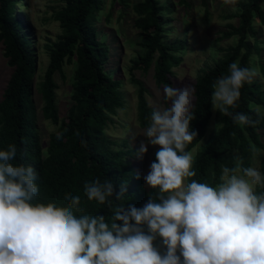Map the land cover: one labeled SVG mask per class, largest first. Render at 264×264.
Masks as SVG:
<instances>
[{
  "label": "trees",
  "instance_id": "obj_1",
  "mask_svg": "<svg viewBox=\"0 0 264 264\" xmlns=\"http://www.w3.org/2000/svg\"><path fill=\"white\" fill-rule=\"evenodd\" d=\"M59 1L62 5L52 12L51 18L58 23L61 33L54 41L44 44L47 62L40 80L33 83L35 56L29 48V27L20 15L13 13L17 0H0V43L6 64L11 68L0 98V150L15 144L17 156L12 163L30 165L37 171L35 183L39 191L33 204L68 206L64 196L71 194L81 198L80 207L84 209L83 213H75L74 210V214H99L110 219L112 210L108 206L87 200L83 191L86 181L99 178L103 182L108 179L113 183L115 192H119L121 184L126 182L124 199L117 201L115 195L112 197L114 206L123 204L125 208L130 205L143 207L150 196L156 198L158 189L144 186L142 175L130 160L137 150L132 148L131 140L129 146V137L117 140L104 131L116 109L123 106L120 78L113 76L116 68L112 67L116 61L114 52L119 46L114 38L100 35L101 29L95 24L104 0ZM179 2L187 4L185 0ZM201 3L206 7L205 0ZM131 9L135 15L132 25L142 36V41L139 43L141 50L130 61L128 70L146 71L152 67L155 84L169 85L171 68L180 62L178 52L184 48L183 39L166 40L165 37V26L170 19L164 18L163 14L170 12L171 7L159 0H137ZM263 12L264 0H240L237 10L226 16L237 18V24H226L227 30L221 31L217 39L234 37L235 43L219 48L222 55L195 78L192 109L195 119L190 122V129L196 131L197 136L186 151L193 148L208 130L214 82L230 74L229 65L233 62L249 68L252 56L261 59L259 55L264 46L256 35L253 18L257 17L264 28ZM70 63L74 64L70 102L65 118L58 119L54 75L63 77V65ZM260 65L264 76V62L260 61ZM130 80L137 86V126L144 131L151 124L153 109L146 103L142 83L132 77ZM34 88L41 103L42 117L56 126L47 134L44 149L35 125ZM254 106L264 109V93L256 79L244 84L238 106L229 111L246 114L254 121L259 120V123L241 126L220 112L218 126L209 132L204 146L194 155L192 170L196 175L188 178L187 183L196 180L215 187L221 183L222 168L234 167L236 156L241 158L243 167L250 166L253 154L264 149L261 133L264 130V114ZM58 133H62L59 140ZM82 140L86 141V146L81 143ZM158 149L153 151L150 164L155 161ZM258 169L264 174V156ZM255 191L257 194L264 193V188L256 186ZM160 243L158 237L154 246L158 247ZM160 251L163 253L165 248Z\"/></svg>",
  "mask_w": 264,
  "mask_h": 264
},
{
  "label": "clouds",
  "instance_id": "obj_2",
  "mask_svg": "<svg viewBox=\"0 0 264 264\" xmlns=\"http://www.w3.org/2000/svg\"><path fill=\"white\" fill-rule=\"evenodd\" d=\"M229 73L214 82L213 105L236 124H258L229 111L238 106L241 88L251 83L255 71L233 62ZM194 94L191 85H164L170 106L154 109L144 130L146 142H141L138 156L148 151V144L159 146L143 177L149 188L158 189L155 199L150 196L141 208L114 206L112 197L124 199L126 182L119 192L108 179L84 183L87 200L108 206L110 219L74 214L84 209L81 198L71 194L64 196L68 206L33 204L39 191L37 171L12 163L15 144L0 150V264H264V193L255 191L256 186L264 188V174L243 167L236 156L234 167L222 168L215 187L186 182L196 175L194 157L186 151L197 136L190 129ZM158 237L163 253L154 246Z\"/></svg>",
  "mask_w": 264,
  "mask_h": 264
},
{
  "label": "rangeland",
  "instance_id": "obj_3",
  "mask_svg": "<svg viewBox=\"0 0 264 264\" xmlns=\"http://www.w3.org/2000/svg\"><path fill=\"white\" fill-rule=\"evenodd\" d=\"M137 0H104L102 10L99 12L95 24L101 29L100 35L112 37L119 46L115 50L116 68L114 77L120 78V91L123 99V106L116 109V114L111 116V122L107 123L104 131L113 139L129 137L133 143L132 148L137 150V154L130 158L135 165L137 172L142 178L150 170V158L153 151L159 147L148 144V151L142 157L138 156V150L142 141L146 142L144 131L137 126L135 118V102L137 86L130 78H134L142 83L145 88L144 97L149 107L154 109H164L170 106V101L165 100L163 96V85H156L152 77V67L146 71L134 69L129 71L131 60L141 50L139 43L142 36L133 27L132 21L135 17L131 5ZM162 4L171 7L170 12L163 14L170 20L165 26L166 40L183 39L184 48L178 52L181 60L171 68V75L168 76L169 85L174 88H181L186 85L193 87L195 78L204 69H207L212 63L222 55L219 48H225L235 43V38H224L218 40L221 31L227 30L226 24H237V18L226 17L228 14L237 10V4L225 3V0H205L206 7L201 0H185L187 4L180 3L179 0H159ZM62 3L59 0H17L13 5L14 15H20L21 19L29 27V38L31 43L29 48L35 56V73L33 83L40 80V75L47 62V54L44 50V44L48 41H54L56 36L61 33V29L56 21L51 18L52 12L60 7ZM264 15V12H263ZM253 26L256 35L264 46V28L257 17L253 18ZM98 35L100 39H104ZM251 41V38H249ZM257 59L252 56L249 69L254 70L256 79L260 83V88L264 93V76L261 71L260 61L264 62V49L261 50ZM74 64L63 65L62 74H55L54 79L57 84L55 89V104L58 119L65 118L66 110L70 102V82ZM11 72V68L6 64L2 54V44L0 43V98L6 80ZM32 99L36 109L35 125L39 133L42 148L46 143V136L54 131L56 126L49 120L44 119L40 113L41 103L38 99L35 88L33 89ZM254 108L264 114V109L260 106ZM220 110L212 103V116L208 125V130L202 139L189 151L194 155L202 149L208 134L218 126ZM262 133V142L264 143V130ZM201 141L203 143H201ZM264 156V149L257 150L252 157L249 167L258 168L261 158ZM144 186L148 188L144 179ZM162 243L157 247L162 249ZM161 252V251H160Z\"/></svg>",
  "mask_w": 264,
  "mask_h": 264
}]
</instances>
